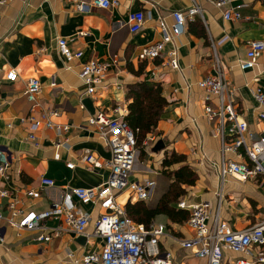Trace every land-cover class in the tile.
<instances>
[{
  "label": "crops",
  "instance_id": "obj_1",
  "mask_svg": "<svg viewBox=\"0 0 264 264\" xmlns=\"http://www.w3.org/2000/svg\"><path fill=\"white\" fill-rule=\"evenodd\" d=\"M94 1L16 0L0 6V149L11 160L7 176H0V189L9 194L0 199V209L5 218L9 216V202H15L26 213H43L62 202L68 187L89 189L102 185L110 171L92 170L82 161L87 150L103 161L111 158L96 128L88 124L90 116L120 108L127 117L132 102L128 88L143 82L160 84L168 106L157 129L146 138L154 135V141L146 145L145 140L139 148L130 176L132 182L155 181L156 189L145 202L132 198L126 190L117 194L116 202L125 212L129 203L138 202L158 210L174 183L165 173L164 160L173 152L184 155L186 161L172 166L168 173L188 165L197 175L196 183L182 185L185 193L170 203L172 216L161 212L146 226L165 228L158 247L161 255H172V264H210L196 255V249L182 246L181 242L192 239L195 232L189 225L191 211L179 204L209 202L210 227L218 217L233 230L243 231L264 219V178L222 179L218 169L223 158L221 142L205 117V92L198 83L222 73L250 131L262 134L264 122L259 114L264 109L251 91L258 86L264 88V54L253 70L243 71L239 63L245 59L250 41H264V0H246L242 7L241 2L234 3L232 8L242 15L238 21L226 20L224 10L201 1L202 15L188 23L184 33L153 61H140L139 55L162 40L160 19L172 27V13L187 10L192 0H118L119 6L110 9L97 8ZM80 5L85 11L79 10ZM138 12H143L146 20L133 34L127 21L131 13ZM59 39L69 40L72 51L83 52L82 58L68 62L60 53ZM175 49L179 70L168 65V55ZM89 61L109 65L104 87L94 95L86 94L80 78L82 64ZM12 70L19 75L17 82L6 80ZM31 78L42 84L36 108L24 96ZM87 99L92 101L94 112L84 105ZM31 116H45L55 125L70 128L59 133L55 128L42 127L37 132L36 146L29 140L31 125L24 121ZM69 163L75 168H68ZM44 178L54 180L55 187L44 186ZM30 192H39L40 197H30ZM75 204L90 217L82 235L71 232L63 219H46L36 231H19L0 222L4 237L0 242V264H81L76 261L84 255L99 253L104 240L96 235L95 224L106 211L93 203L76 200ZM42 234L51 241L37 242L36 237ZM240 259L254 260L224 251L221 264H237Z\"/></svg>",
  "mask_w": 264,
  "mask_h": 264
},
{
  "label": "built area",
  "instance_id": "obj_2",
  "mask_svg": "<svg viewBox=\"0 0 264 264\" xmlns=\"http://www.w3.org/2000/svg\"><path fill=\"white\" fill-rule=\"evenodd\" d=\"M16 0H0V6L14 3ZM201 1L212 4L224 10L223 16L229 21H238L242 18L240 12L233 7L236 2H241L240 7L246 6V0H192V6L184 11L172 13L174 25L169 27L164 19H160L159 29L162 40L154 45L143 49L139 55L140 61H153L161 57L166 46L175 38L181 36L188 23L194 22L202 15ZM94 6L101 9L116 8L118 0H95ZM80 11H85V6H79ZM146 20L143 12L131 13L128 17L127 27L130 32L138 33ZM58 46L61 55L71 62L81 59L83 52H74L69 46V40L59 39ZM245 59L239 63L240 69L250 71L257 67L260 58L264 54V41H250ZM168 65L174 69H180L178 51L175 49L168 55ZM109 65L89 61L82 64L80 78L86 85V94L94 95L104 87ZM19 75L16 71H10L6 80L17 82ZM199 88L205 92V117L213 126L214 135L221 142L222 161L218 169L223 180L235 177L240 180H251L257 177L264 178V132L252 133L249 124L242 118L236 108L234 92L229 88V83L220 73L214 77H207L198 83ZM42 92V84L39 79L31 78L26 83L24 96L36 108L39 105V96ZM252 95L260 108L264 109V88L256 87ZM108 113L98 111L90 116L88 124L96 128L99 137L106 143L110 152L109 160H101L94 153L85 151L82 161L92 170L108 169L109 178L99 187L95 188H70L63 193L61 203L53 204L51 209L43 213H26L16 207L15 202H9L7 209L9 216L4 217L0 209V222L17 230L36 231L46 219H63L71 232L84 234L90 217L87 213L78 209L75 201L82 204L99 205L106 212L100 216L95 224V233L104 240L102 250L97 253L84 255L81 264H172V255H161L158 247L159 237L164 233V227L151 225L147 227L138 224L128 217L125 210L118 205L116 197L118 193L129 191L132 198L137 201L151 199L156 182L145 180L144 182H132L130 176L134 171L139 155L137 146V134L139 130H133L126 121V116L120 108ZM259 119L264 122V112L259 114ZM31 125L29 140L34 145H39L37 132L42 127L56 129L59 133L66 132L68 125L60 126L53 124L50 119L43 116L36 119L31 116L24 120ZM1 135V133H0ZM154 135L145 141H154ZM58 144L57 147H60ZM228 158H227V157ZM68 168L74 169L75 165L69 163ZM11 168L9 155L0 149V176L6 177ZM42 184L47 187H55L52 179H42ZM30 197L39 198V192H30ZM9 197L5 190L0 189V199ZM179 207L189 209L191 216L189 225L194 230L195 236L190 240H183L182 246L196 249L199 258L207 259L210 264H221L224 251L243 254L254 260L240 259L237 264H264V219L257 225L243 231L233 230L227 223L218 219L213 226H209L211 204L203 202L188 205L185 202ZM4 241L0 230V242ZM37 242H49L51 237L44 234L36 237ZM256 252V253H255Z\"/></svg>",
  "mask_w": 264,
  "mask_h": 264
},
{
  "label": "trees",
  "instance_id": "obj_3",
  "mask_svg": "<svg viewBox=\"0 0 264 264\" xmlns=\"http://www.w3.org/2000/svg\"><path fill=\"white\" fill-rule=\"evenodd\" d=\"M128 98L132 100L129 104V115L126 117L128 125L133 130H139L137 134L138 149L143 145L147 136L153 133L164 115L168 102L163 95V88L156 83H138L128 88ZM186 161L184 155L173 152L164 160L165 173L174 179L170 193L161 201L158 210L148 209L143 202L129 203L126 213L136 223L149 226L155 215L165 213L173 215L174 210L170 203L180 198L185 190L182 185L192 186L197 181V175L188 165H183L179 170L168 173L169 168Z\"/></svg>",
  "mask_w": 264,
  "mask_h": 264
},
{
  "label": "water",
  "instance_id": "obj_4",
  "mask_svg": "<svg viewBox=\"0 0 264 264\" xmlns=\"http://www.w3.org/2000/svg\"><path fill=\"white\" fill-rule=\"evenodd\" d=\"M84 105L87 106L91 111H93V112L95 111V109L93 107V103H92V101L90 99L85 100L84 101ZM160 145L158 147H160Z\"/></svg>",
  "mask_w": 264,
  "mask_h": 264
},
{
  "label": "rangeland",
  "instance_id": "obj_5",
  "mask_svg": "<svg viewBox=\"0 0 264 264\" xmlns=\"http://www.w3.org/2000/svg\"><path fill=\"white\" fill-rule=\"evenodd\" d=\"M263 132H264V127H262V129H261L260 133H263Z\"/></svg>",
  "mask_w": 264,
  "mask_h": 264
}]
</instances>
